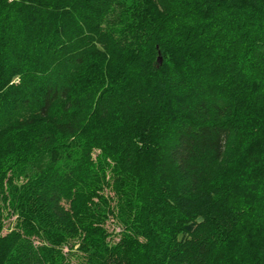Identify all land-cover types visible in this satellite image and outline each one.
Here are the masks:
<instances>
[{
    "label": "trees",
    "instance_id": "16d2710c",
    "mask_svg": "<svg viewBox=\"0 0 264 264\" xmlns=\"http://www.w3.org/2000/svg\"><path fill=\"white\" fill-rule=\"evenodd\" d=\"M261 105L264 0H0V139L15 141L0 161L24 179L0 177L18 215L0 264H64L69 237L78 264H264ZM244 123L252 167L208 189ZM88 128L116 184L138 182L115 245L88 222L107 209L91 201L90 152L65 139Z\"/></svg>",
    "mask_w": 264,
    "mask_h": 264
},
{
    "label": "rangeland",
    "instance_id": "374dc122",
    "mask_svg": "<svg viewBox=\"0 0 264 264\" xmlns=\"http://www.w3.org/2000/svg\"><path fill=\"white\" fill-rule=\"evenodd\" d=\"M160 57L162 58V56ZM13 82L15 84H19L20 79L16 78ZM260 109L264 110V105H261ZM249 128V125L244 123L242 136L229 148L225 158L219 164H215L210 168H207L204 185H206L208 189H212L215 186H220L227 180L229 182L231 179L230 170L237 167L239 164H241L243 170H250L252 167V162L247 155V150L250 144V136L248 133V131H250ZM90 133L91 132L88 128L79 135L67 137L65 139L72 144V147L77 154H83L87 151L90 152L91 161L89 162V165L92 169V177L89 181H94L95 188L97 189V193L91 196V201L94 202L96 210L101 211L103 209L101 208V204L104 208L107 207V209L102 210V212L99 213L96 212V214L91 217L88 222L95 230L98 231V235L95 238H98L99 234H101L105 236V239L109 245H115L123 239L125 234L131 231L135 223L133 216L135 212L134 204L138 199V182L136 175L134 173H130L122 178L119 184H116V177H114L112 171L111 159L101 151V149L97 146L93 135ZM28 140L29 139L25 141ZM0 143L4 145V149H14L13 145H15V141L9 137H3L2 140L0 139ZM28 145L30 146V150L35 147L34 144ZM2 163L4 164L2 165ZM14 167L15 162L13 159L0 161V177L4 174H7L5 175L6 178L4 180V188L8 185L7 177L8 179L9 177H13L17 186L24 184V179L22 176L17 175ZM102 174L105 176L103 177ZM235 199L231 197L230 201L233 202ZM237 199V203L240 207L245 206L247 201L245 194H240V197ZM5 203V199L2 197V195H0V204L2 205L1 209L3 211L2 216L4 219L0 229V235L3 236L16 228L18 217L17 214L8 216L10 211L9 207L11 204L9 206ZM53 222H56L54 225H62L56 220ZM74 233L78 235V231ZM79 235H83L82 231H80ZM68 239V242L59 247L64 257L63 262L64 264H78L83 253V251L80 249L81 238L69 237ZM34 245H38V242L35 241Z\"/></svg>",
    "mask_w": 264,
    "mask_h": 264
},
{
    "label": "water",
    "instance_id": "95a60500",
    "mask_svg": "<svg viewBox=\"0 0 264 264\" xmlns=\"http://www.w3.org/2000/svg\"><path fill=\"white\" fill-rule=\"evenodd\" d=\"M159 59L161 60V57Z\"/></svg>",
    "mask_w": 264,
    "mask_h": 264
}]
</instances>
